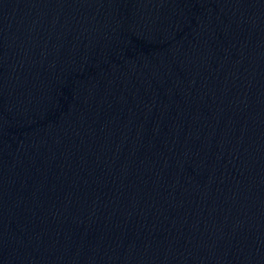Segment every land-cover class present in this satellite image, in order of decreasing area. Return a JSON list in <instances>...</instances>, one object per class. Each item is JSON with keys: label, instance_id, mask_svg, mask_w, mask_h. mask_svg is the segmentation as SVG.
I'll list each match as a JSON object with an SVG mask.
<instances>
[{"label": "water", "instance_id": "1", "mask_svg": "<svg viewBox=\"0 0 264 264\" xmlns=\"http://www.w3.org/2000/svg\"><path fill=\"white\" fill-rule=\"evenodd\" d=\"M0 264H264V0H0Z\"/></svg>", "mask_w": 264, "mask_h": 264}]
</instances>
